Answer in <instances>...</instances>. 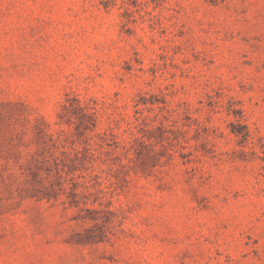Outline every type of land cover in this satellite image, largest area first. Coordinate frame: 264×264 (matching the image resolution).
Wrapping results in <instances>:
<instances>
[{"label":"rangeland","instance_id":"1","mask_svg":"<svg viewBox=\"0 0 264 264\" xmlns=\"http://www.w3.org/2000/svg\"><path fill=\"white\" fill-rule=\"evenodd\" d=\"M0 264H264V0H0Z\"/></svg>","mask_w":264,"mask_h":264}]
</instances>
